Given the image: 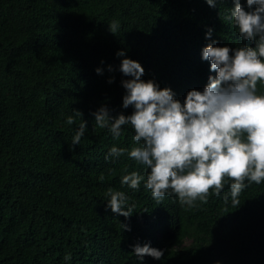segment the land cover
I'll use <instances>...</instances> for the list:
<instances>
[{"label": "trees", "instance_id": "obj_1", "mask_svg": "<svg viewBox=\"0 0 264 264\" xmlns=\"http://www.w3.org/2000/svg\"><path fill=\"white\" fill-rule=\"evenodd\" d=\"M232 6L233 0L217 7L206 0H0V264H264V183L248 184L237 204L227 186L191 207L167 194L157 204L143 182L138 189L120 183L125 168L146 176L143 165L127 154L105 160L113 144L133 146V130L122 126L115 139L107 128L91 130L102 104L112 115L132 111L122 107L121 80L128 77L119 71L118 49L142 64V79L170 86L183 100L207 83L201 50L211 39L252 45L224 18ZM113 21L116 33L109 30ZM81 118L88 130L70 148ZM109 188L128 195L129 217L106 207ZM149 241L163 256L146 254L141 262L131 246Z\"/></svg>", "mask_w": 264, "mask_h": 264}, {"label": "clouds", "instance_id": "obj_2", "mask_svg": "<svg viewBox=\"0 0 264 264\" xmlns=\"http://www.w3.org/2000/svg\"><path fill=\"white\" fill-rule=\"evenodd\" d=\"M206 3L217 7L218 0ZM224 18L241 40L253 43L233 48L211 39L201 50L210 70L202 89H189L183 100L177 98L170 86L142 79V64L121 48L115 53L121 57L119 71L128 77L121 80L125 89L122 107L131 106L132 111L112 115L102 104L93 112V132L107 128L115 139L122 135V126L133 130V146L113 144L105 160L127 154L143 165L146 176L125 168L120 183L138 189L143 182L157 204L167 194L175 195L182 206L191 207L196 201L207 202L210 195L220 196L226 186L231 202L237 204L248 184L264 183V90L258 87L264 86V0H233ZM108 26L116 33L117 22ZM212 33L208 27L205 37L211 38ZM107 67L112 70V65ZM95 71L101 74L103 69L97 67ZM113 79L109 77L108 82ZM76 115L82 117L79 110ZM66 123L73 124L74 117L67 116ZM86 124L81 118L70 148L80 144L88 130ZM106 196V207L113 213L125 217L133 213L134 206L124 191L109 188ZM131 247L141 262L146 254L155 259L163 256V249L151 246L150 241ZM64 259L69 260L70 255Z\"/></svg>", "mask_w": 264, "mask_h": 264}]
</instances>
